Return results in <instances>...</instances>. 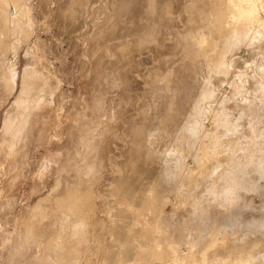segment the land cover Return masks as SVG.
<instances>
[{
    "label": "rangeland",
    "instance_id": "obj_1",
    "mask_svg": "<svg viewBox=\"0 0 264 264\" xmlns=\"http://www.w3.org/2000/svg\"><path fill=\"white\" fill-rule=\"evenodd\" d=\"M231 5L0 0V264H264L259 146L203 99Z\"/></svg>",
    "mask_w": 264,
    "mask_h": 264
},
{
    "label": "bare ground",
    "instance_id": "obj_2",
    "mask_svg": "<svg viewBox=\"0 0 264 264\" xmlns=\"http://www.w3.org/2000/svg\"><path fill=\"white\" fill-rule=\"evenodd\" d=\"M260 1L261 3L264 2V0H231L232 20L227 25L225 24L226 26H221V29L227 33V43L221 55L223 58L211 69L207 80L210 87L209 93L203 98L207 102L208 99L212 100L220 96V103L230 100L236 102L241 115L236 120L237 124L234 128L249 130V140L259 146L256 147L258 150L251 148L253 153L250 155L253 158L251 164L256 169L254 173L257 174V185L254 192L262 191L261 184L264 183V119L261 120L255 116L251 120L248 116V113H253L252 110L255 107L264 106V101H261L262 96H264V9L260 8ZM244 35L245 37L248 36L245 44L241 42ZM258 44L260 45L259 49L256 47ZM237 54H240L241 58H235ZM237 77H241V81L244 82L242 87L238 89L240 83L236 80ZM225 86L229 90H224ZM25 92L24 87L22 99H26ZM42 103V100L39 99L34 106L40 107ZM206 105L207 103L205 109L201 110L203 101L199 104V113L202 117L206 113L209 114ZM202 117L199 118L200 121L191 130L207 132L209 135L208 127L203 126L205 122ZM186 132L191 131L186 130ZM193 175L196 176L192 173L191 176ZM262 216L264 217V209ZM82 224L84 222L77 227V231L80 233L84 230ZM245 261L249 262L251 259L243 260L240 264H244Z\"/></svg>",
    "mask_w": 264,
    "mask_h": 264
}]
</instances>
